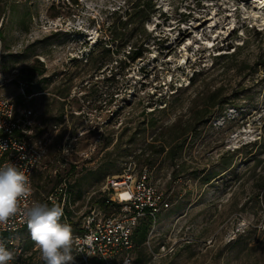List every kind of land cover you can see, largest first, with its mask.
<instances>
[{"label": "rangeland", "instance_id": "obj_1", "mask_svg": "<svg viewBox=\"0 0 264 264\" xmlns=\"http://www.w3.org/2000/svg\"><path fill=\"white\" fill-rule=\"evenodd\" d=\"M257 1L154 0L137 33L162 44L120 68L138 37L112 42L111 26L134 0H0L1 92L32 110L51 139L35 196L67 178L76 220L97 205L106 180L146 167L171 208L146 241L136 237L135 264H264ZM37 60L45 73L30 83L23 71ZM202 110L209 114L198 119ZM175 144L183 148L173 159ZM17 238L29 264H43L27 228Z\"/></svg>", "mask_w": 264, "mask_h": 264}, {"label": "built area", "instance_id": "obj_2", "mask_svg": "<svg viewBox=\"0 0 264 264\" xmlns=\"http://www.w3.org/2000/svg\"><path fill=\"white\" fill-rule=\"evenodd\" d=\"M39 127L35 113L19 109L0 86V164H17L32 189L30 196L20 202L21 211L0 225V239L6 244L10 239L14 241L8 245L16 252L11 264H29L32 257L17 235L27 228L23 209L36 201L63 209L62 222L70 224L73 231L75 264H135L131 254L135 232L142 220L148 218L151 224L156 223L157 217L171 208L167 193L151 183L150 170L145 167L136 176L127 174L106 180L97 205L74 220L72 215L77 214L67 178L52 192L41 198L35 196L34 177L42 170L51 145L46 132L39 134ZM100 200L103 206L98 204Z\"/></svg>", "mask_w": 264, "mask_h": 264}, {"label": "clouds", "instance_id": "obj_3", "mask_svg": "<svg viewBox=\"0 0 264 264\" xmlns=\"http://www.w3.org/2000/svg\"><path fill=\"white\" fill-rule=\"evenodd\" d=\"M3 148V147H2ZM29 178L13 162L0 164V225L7 224L20 211V202L31 194ZM26 227L38 248L43 264H75L72 227L62 222L63 209L58 205L33 202L23 209ZM14 244L0 239V264H11L16 258Z\"/></svg>", "mask_w": 264, "mask_h": 264}, {"label": "trees", "instance_id": "obj_4", "mask_svg": "<svg viewBox=\"0 0 264 264\" xmlns=\"http://www.w3.org/2000/svg\"><path fill=\"white\" fill-rule=\"evenodd\" d=\"M74 1L76 2L77 0H74ZM155 8L156 7H155L154 0H147L146 4H142L141 0H134V2H132L128 8L122 11L119 19L113 18V23L111 26L113 29V34H112L110 41L112 42L123 41L126 38L131 37L133 35H136L138 37L131 51L126 55V60H122L120 62L121 63L120 68H126L129 65V62L134 63L138 59H141L146 52L150 51L148 47L150 43L154 42V46H159L162 44V37H159V38L152 37V34H149L143 37L141 33L140 34L137 33V30L139 28L140 29L144 28V22L150 18V16L155 11ZM117 13L119 12H116L115 14ZM102 44H103V41H102ZM104 45H109V44L105 42ZM103 49L105 50L107 54H111V48L104 47ZM236 55H232V56L235 57ZM44 66L45 65L42 62L37 60L34 65H31L26 71H23V73L26 75H22V78H25L26 80H28V82L31 83L36 77L44 75L45 73ZM256 66L264 67V60H261V62H258ZM141 70L142 72H144L145 76L148 75V73L147 72L145 73L144 71L145 68L144 69L142 68ZM213 100H214V96L209 99L210 102H212ZM228 104L229 102H227V105ZM206 111L207 110L205 111L202 110L201 112L198 111L197 118L203 119L206 116H208L209 113ZM152 126H154L153 122H152ZM182 148L183 146H180V144H177V145L175 144L174 146L170 147L169 151H170V155L173 156V159L177 156V154ZM98 204L101 206L104 205L103 201L101 200L98 202ZM150 226H151L150 219L146 218L142 220L140 227L135 232V238L138 237L140 242L146 241Z\"/></svg>", "mask_w": 264, "mask_h": 264}, {"label": "bare ground", "instance_id": "obj_5", "mask_svg": "<svg viewBox=\"0 0 264 264\" xmlns=\"http://www.w3.org/2000/svg\"><path fill=\"white\" fill-rule=\"evenodd\" d=\"M257 4H258L260 10H262L264 8V0H258ZM263 20H264V18H263Z\"/></svg>", "mask_w": 264, "mask_h": 264}]
</instances>
